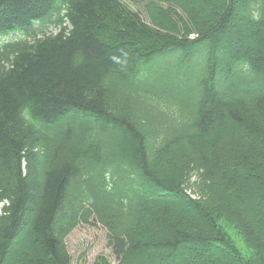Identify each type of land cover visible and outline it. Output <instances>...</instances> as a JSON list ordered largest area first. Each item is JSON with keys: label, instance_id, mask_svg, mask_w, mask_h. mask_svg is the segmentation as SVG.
Wrapping results in <instances>:
<instances>
[{"label": "trees", "instance_id": "trees-1", "mask_svg": "<svg viewBox=\"0 0 264 264\" xmlns=\"http://www.w3.org/2000/svg\"><path fill=\"white\" fill-rule=\"evenodd\" d=\"M0 39V264L84 212L115 264H264V0H0Z\"/></svg>", "mask_w": 264, "mask_h": 264}, {"label": "rangeland", "instance_id": "rangeland-1", "mask_svg": "<svg viewBox=\"0 0 264 264\" xmlns=\"http://www.w3.org/2000/svg\"><path fill=\"white\" fill-rule=\"evenodd\" d=\"M45 32L47 34H56L58 30L53 27H47ZM191 58L195 59L193 55ZM174 60L175 59L173 58L168 59V66H166V69H170V73L172 71ZM90 125H94V120H90ZM108 129L110 131V128ZM197 184L198 180L194 174L185 181V190L187 191V194L194 198H198L196 191ZM82 216L84 217L76 218V220H74L75 222H73L74 224L72 223L71 226L67 227L68 229L63 239L65 248L71 259V264H94L96 257L100 255L108 258L111 264H115L111 246L109 244L107 229L97 220L94 214H91L89 218H86L87 215L84 212ZM214 249L218 251L217 248ZM152 256L156 257L149 253H147L146 257L149 259ZM142 260L141 262L139 261V264H144V261ZM151 263H154L153 259L148 260V264Z\"/></svg>", "mask_w": 264, "mask_h": 264}]
</instances>
